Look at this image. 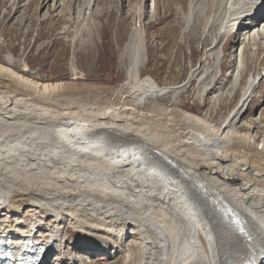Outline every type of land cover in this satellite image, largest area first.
Segmentation results:
<instances>
[{
    "label": "bare ground",
    "instance_id": "obj_1",
    "mask_svg": "<svg viewBox=\"0 0 264 264\" xmlns=\"http://www.w3.org/2000/svg\"><path fill=\"white\" fill-rule=\"evenodd\" d=\"M51 2L38 0V10L40 3L50 9ZM59 2L54 0L41 22L72 11L67 6L56 11ZM252 3L258 0H192L187 20L205 17L208 32L221 22L219 33H251L239 37L244 54L249 40L259 48L258 37L264 39V24L250 31L264 20V7L251 11ZM237 13L245 18L234 30ZM22 16L17 22L28 14ZM145 38V30L135 29L122 48L131 82L108 92L100 88L89 103L80 89L0 63V117L36 126L0 139L3 251L17 257L29 243L41 245L46 251L37 264H48L61 223L67 222L96 245L121 242L126 253L121 264H241L264 253V136L250 135L240 123L258 78L247 80L222 122L160 103L157 97L166 88L140 76ZM12 56L8 62L14 64ZM19 166L23 174L16 175ZM27 198L33 202L26 204ZM43 198L55 202L46 205Z\"/></svg>",
    "mask_w": 264,
    "mask_h": 264
},
{
    "label": "rangeland",
    "instance_id": "obj_2",
    "mask_svg": "<svg viewBox=\"0 0 264 264\" xmlns=\"http://www.w3.org/2000/svg\"><path fill=\"white\" fill-rule=\"evenodd\" d=\"M37 1L31 0L26 6L28 0L22 1L18 8L21 12L16 14L19 0L15 11H11L13 0H0L1 64L34 79L63 82L69 88L80 89L78 91L84 92L85 102L89 103L93 92H108L131 82L122 48L135 29L145 30L147 50L140 76L151 78L166 88L157 97L160 103L175 104L181 109L208 116L214 122H222L239 102L247 80L255 76L258 78L257 89L240 123L250 135L264 136V39L259 35L260 49L252 39L241 54L244 44L239 37L246 33L238 37L230 30L228 34L224 33L223 43V33L218 32L221 22L208 32L205 17L193 18L192 15L191 21L187 20L191 17L189 6L192 0H60L56 11L63 6L71 7L72 11H65L60 14L63 17L58 15L51 22H41V19L54 9V0L50 9L40 3L39 10ZM186 2L187 7L182 8ZM140 6L144 11L142 16ZM22 12L28 17L17 22L18 15L23 18ZM262 21L250 31L262 29ZM91 22L93 27H90ZM193 25L198 26L197 31L191 30ZM250 34L247 32L245 37ZM7 56L15 58L14 64L8 62ZM208 73L213 76L204 85L201 80ZM225 73L226 79L222 81ZM220 98L222 100L218 101ZM15 120L18 123H8ZM254 122L258 123L257 127ZM27 123L0 117V139L7 138L5 133L18 135L21 130L32 131L35 125ZM45 169L51 171L50 167L41 170ZM21 170L22 166H19L14 172L21 175ZM30 200L25 199V203L31 204L33 201ZM53 200L49 198L43 202L48 205L54 203ZM61 224V235L56 248L48 256V264H121L125 258L121 242H114L113 247H105L108 241L96 245L84 232L74 230L67 222ZM119 255L122 258L117 260Z\"/></svg>",
    "mask_w": 264,
    "mask_h": 264
}]
</instances>
